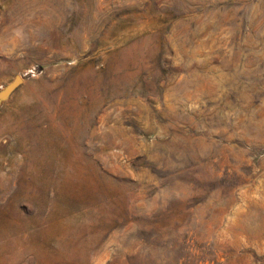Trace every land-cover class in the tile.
Masks as SVG:
<instances>
[{"label": "rangeland", "instance_id": "374dc122", "mask_svg": "<svg viewBox=\"0 0 264 264\" xmlns=\"http://www.w3.org/2000/svg\"><path fill=\"white\" fill-rule=\"evenodd\" d=\"M0 264H264V0H0Z\"/></svg>", "mask_w": 264, "mask_h": 264}, {"label": "water", "instance_id": "95a60500", "mask_svg": "<svg viewBox=\"0 0 264 264\" xmlns=\"http://www.w3.org/2000/svg\"><path fill=\"white\" fill-rule=\"evenodd\" d=\"M22 78L17 76L13 82L0 91V103L7 100L10 95L22 84Z\"/></svg>", "mask_w": 264, "mask_h": 264}]
</instances>
